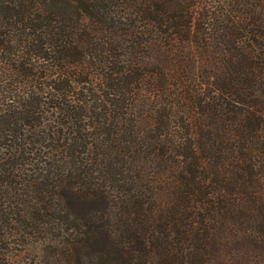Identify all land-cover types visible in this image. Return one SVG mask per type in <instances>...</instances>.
Returning a JSON list of instances; mask_svg holds the SVG:
<instances>
[{
	"label": "rangeland",
	"instance_id": "374dc122",
	"mask_svg": "<svg viewBox=\"0 0 264 264\" xmlns=\"http://www.w3.org/2000/svg\"><path fill=\"white\" fill-rule=\"evenodd\" d=\"M0 264H264V0H0Z\"/></svg>",
	"mask_w": 264,
	"mask_h": 264
}]
</instances>
